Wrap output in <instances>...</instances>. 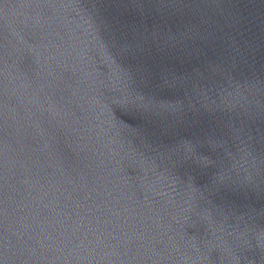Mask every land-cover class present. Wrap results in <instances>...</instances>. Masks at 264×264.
<instances>
[{
  "label": "water",
  "instance_id": "1",
  "mask_svg": "<svg viewBox=\"0 0 264 264\" xmlns=\"http://www.w3.org/2000/svg\"><path fill=\"white\" fill-rule=\"evenodd\" d=\"M0 264H264V0H0Z\"/></svg>",
  "mask_w": 264,
  "mask_h": 264
}]
</instances>
